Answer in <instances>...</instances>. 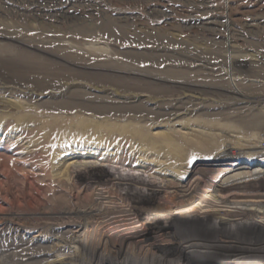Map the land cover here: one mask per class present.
I'll return each instance as SVG.
<instances>
[{"label":"rangeland","instance_id":"obj_1","mask_svg":"<svg viewBox=\"0 0 264 264\" xmlns=\"http://www.w3.org/2000/svg\"><path fill=\"white\" fill-rule=\"evenodd\" d=\"M65 1L77 19L33 15ZM263 65L264 0H0V264H37L78 228L89 244L117 227H192L166 142L191 138L232 83L264 97Z\"/></svg>","mask_w":264,"mask_h":264},{"label":"bare ground","instance_id":"obj_2","mask_svg":"<svg viewBox=\"0 0 264 264\" xmlns=\"http://www.w3.org/2000/svg\"><path fill=\"white\" fill-rule=\"evenodd\" d=\"M17 1L25 4L32 0ZM66 3L67 1L58 3L59 7L63 6L60 11L52 13L39 9L34 10L33 15L36 18L52 17L59 21L77 19L79 16L70 15L63 10ZM42 53L44 58L38 57L39 60L48 62L47 54ZM37 68H34V73L40 72ZM233 86L232 83L224 91L232 93V98L211 100L208 105L203 106L204 111L195 115L189 131L191 138L186 137V134L180 135L178 146L166 142L167 146L176 147L179 160L182 161L175 187L179 188L180 198L186 202L190 199L184 207L192 208L183 210L179 216L192 227H117L111 232L108 231L113 236L109 237L105 229L106 234L104 233L99 242L89 244L85 243L86 238L93 236L94 230L89 227L88 230L78 228L77 232L82 231L80 235L84 234V238L71 246L62 243L61 250H57V243V249H50L46 255L38 256L36 263L264 264V97L248 96ZM195 87L201 88L199 85ZM184 103L179 102L178 106L169 109V115H182L185 111L182 108ZM176 117L172 118L173 125H180L182 118L177 120ZM25 118L27 123L33 122L32 118ZM36 121L40 120L34 119ZM144 135L140 136H147ZM163 137L160 138L164 140ZM190 173H193L192 179L187 176ZM216 182L219 183L215 185ZM206 194L208 197H205ZM213 218L216 219L215 222L212 221ZM148 228L155 230L145 232ZM142 232L145 233L141 234ZM82 251L89 254L80 261H74L72 254ZM59 252L63 253L58 259L52 260Z\"/></svg>","mask_w":264,"mask_h":264}]
</instances>
